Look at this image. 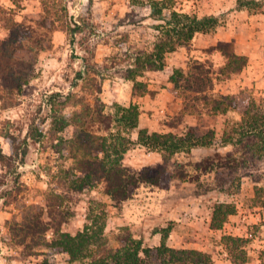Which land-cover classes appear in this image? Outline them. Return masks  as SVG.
Here are the masks:
<instances>
[{
    "label": "rangeland",
    "instance_id": "obj_1",
    "mask_svg": "<svg viewBox=\"0 0 264 264\" xmlns=\"http://www.w3.org/2000/svg\"><path fill=\"white\" fill-rule=\"evenodd\" d=\"M152 1L158 2L160 14L152 13ZM242 1L0 0V41L9 35L6 17L46 33L42 50L14 52L32 69L8 106L0 100V152L11 159L0 161V264H36L44 259L48 264H89L103 255L101 249L114 251L130 240L141 243L144 264H160L156 248L161 244L197 249L207 253L212 264H264V198L255 193L264 187V160L242 158L234 144L239 134L226 139L251 101L264 111V0L246 6ZM171 11L215 21L159 60L155 44L181 25L167 16ZM225 44L245 57L239 71L225 70L220 51ZM149 54L159 69L148 67ZM132 79L146 87L141 99L133 93ZM3 83L0 74V89ZM218 100L223 104L214 108ZM132 104L138 109L136 127H129V113L125 123L112 122L106 130V117L89 130L116 144L129 172L147 169L152 176L160 168L166 170L158 185L141 183L119 204L105 193L100 176L78 180L84 187L75 192L71 182L83 173L69 171L76 152L69 140L78 126L69 121L59 129L58 116L69 119L71 112L88 107L119 120L126 116L121 108ZM31 124L42 130L35 142L27 137ZM140 129L148 134L143 141ZM153 132L172 137L165 146L158 142L152 147L148 136ZM226 153L238 160V166L220 165ZM206 158L214 164L203 171L197 163ZM50 193L64 195L60 231L74 235L87 227L95 234V243L83 252L87 257L71 259L52 246L57 236L53 228L39 231L50 220ZM219 204L233 212L221 228L213 229L211 218ZM12 222L32 225L26 242H16ZM228 236L242 242L236 247ZM143 248L151 250L142 253ZM242 253L244 260L234 261V255Z\"/></svg>",
    "mask_w": 264,
    "mask_h": 264
},
{
    "label": "trees",
    "instance_id": "obj_2",
    "mask_svg": "<svg viewBox=\"0 0 264 264\" xmlns=\"http://www.w3.org/2000/svg\"><path fill=\"white\" fill-rule=\"evenodd\" d=\"M252 2H254V0H243L240 5L246 6ZM151 11L155 14L161 13V8L158 7L157 1H152ZM167 16L170 18H176V24L181 25L178 28L174 27L171 33L167 31V38L164 41L155 44L156 55L159 60L163 59L164 53L173 51L176 46L186 45L194 33L203 31V25L208 23V21H215L214 17L200 19L195 16H189L188 14L177 13L175 11H171ZM4 19H7L5 28L8 30L9 35L6 40L0 41V74L4 79V86L0 89V100L3 106H8L9 102H12L13 100L14 93L18 92L21 85L27 82L26 75H28L29 71L32 69V64L28 62V60L16 59L14 57V52L21 48L27 49L29 52L33 53L42 50V39L46 33L38 31L37 29L39 27H32L28 24L21 26L11 18L6 17ZM182 19H184V21H181ZM167 22L170 23V21ZM171 34H174L175 37H172ZM220 51L226 59V71H239L244 66L245 57L234 53L230 49L229 44L221 46ZM148 57V67L152 70L159 69L160 67L154 65L155 60L152 59V54H149ZM132 80L133 93L136 92L135 94L138 96L143 95L146 91V87L140 82L135 81L134 79ZM55 95L59 96L56 93ZM221 98L223 101L228 99L226 96H222ZM63 99L68 101L69 97H63ZM215 103L214 108L222 106L223 104L222 101L219 100L215 101ZM57 104L64 106V102L61 103L58 102V100ZM83 110L84 112H71L70 115H67L69 116V119L64 116H58L59 120H62L58 125L59 129L69 121L74 122L75 125L78 126L76 135L72 137V141L71 139L69 140V142L72 143L70 149H75L77 152H74L71 155L74 167L70 168L69 171L71 170V172H73V170H78L83 173L81 177H78L75 181L71 182V186L74 187L73 189L75 192H81L84 187L83 184L78 182V180L87 182L93 176H100L104 182L105 193L115 204H119L128 199L131 196L132 190L138 187L141 183L158 185L161 174L166 170L160 168V170H158L159 172L152 176L147 174V172H149L147 169H143L141 173L129 172L122 164L123 154L118 151L116 144L107 143L105 138L106 135L102 136L99 134H93L89 130L94 122H104L106 117L108 119L105 128L106 130L110 129L112 122L118 121L120 123H125L129 113H131L133 117H130V119L127 120L128 125L130 128L136 127L135 120L138 114L137 106L132 104L128 107L121 108L126 116H123L122 119L120 118L119 120H110L112 119L110 116L107 114L102 115V112L96 108L90 110L88 107H85L82 111ZM32 125L33 124L30 125L27 131V137L35 142L41 137L42 130L39 125ZM233 134H239V137L234 141V144L242 151V158L257 157L259 160H264V111L256 109L255 104L252 101L243 111L241 119L232 123L231 129L226 134V139H230ZM146 135L148 134L145 129L139 130L138 136L140 141H143V138H145ZM148 137L152 142V147H155L158 142L161 146H165L166 142L171 139L172 135L168 133L160 134L153 132ZM171 147L172 145H170V148ZM99 153L104 155L99 156ZM161 156L163 157L162 164H164L166 162L165 157L163 155ZM216 156L219 160L220 155ZM225 156L226 157L220 162L221 166H230V168L238 166V160H236L235 157H232V154L226 153ZM6 159L8 161L11 160L10 157L6 158L5 155L0 152V161L3 162ZM213 164L212 159L206 158L197 163V167L205 171ZM66 174L69 173L66 172ZM255 193L258 198H264V187L256 188ZM49 195L50 200H46V209L50 220L48 223L41 225L39 231L42 232L47 230L48 227L53 228L54 234L57 236H54L52 239V246L59 248L62 252L68 253L71 259L78 256L87 257V255H85V250H88V244L93 245L95 243V234L92 231V233H90L88 231L89 228L87 227H84L83 230L78 231L74 235L60 231V225L64 221L62 207H60L64 195L55 193H50ZM232 212L233 208L228 205H217L211 218V227L213 229L221 228L227 216ZM31 227L32 225L30 223L24 225L22 223L17 224L12 222L10 228L16 242H26L27 236L31 234H28V229ZM34 227H37V222L34 224ZM226 238L228 241L234 243L236 247H238L237 242H242V239L239 237L228 236ZM31 240L34 243L37 242L36 240ZM140 248V242L134 244V241L130 240L129 244L125 242L120 249H115L114 251L101 249L100 251L103 255H98V257L94 256L90 259L89 264H109L110 262L108 263V260H111L114 264H144L139 257ZM150 250V248H143L141 251L142 253H148ZM156 251L160 258V264H212L210 256L197 249H176L161 244L156 248ZM239 256L235 254L234 261L237 262L238 259L241 261L244 260L243 253ZM36 264H48V261L44 259Z\"/></svg>",
    "mask_w": 264,
    "mask_h": 264
},
{
    "label": "crops",
    "instance_id": "obj_3",
    "mask_svg": "<svg viewBox=\"0 0 264 264\" xmlns=\"http://www.w3.org/2000/svg\"><path fill=\"white\" fill-rule=\"evenodd\" d=\"M145 95V94H144ZM132 96V95H131ZM141 97H143V95L142 96H138V97H136V98H139V99H141ZM133 99H134V97H132ZM115 100L117 101V102H120V101H118V98H115ZM140 108V107H139Z\"/></svg>",
    "mask_w": 264,
    "mask_h": 264
}]
</instances>
